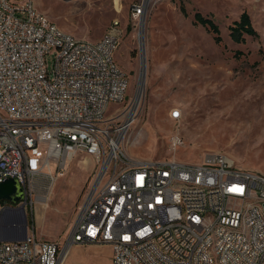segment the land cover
Instances as JSON below:
<instances>
[{"label": "built area", "instance_id": "built-area-1", "mask_svg": "<svg viewBox=\"0 0 264 264\" xmlns=\"http://www.w3.org/2000/svg\"><path fill=\"white\" fill-rule=\"evenodd\" d=\"M142 11L133 6L132 18ZM118 26L97 41L76 39L33 0H0V184L16 180L25 205L54 180L51 166L59 176L77 153L100 164L64 245L34 235L0 241V264H59L71 245H107L112 264H264L263 177L223 155L198 165L129 163L123 155L134 107L114 59ZM111 106L121 108L108 120ZM181 146L170 137L172 152ZM9 207L0 202V226Z\"/></svg>", "mask_w": 264, "mask_h": 264}, {"label": "rangeland", "instance_id": "rangeland-1", "mask_svg": "<svg viewBox=\"0 0 264 264\" xmlns=\"http://www.w3.org/2000/svg\"><path fill=\"white\" fill-rule=\"evenodd\" d=\"M118 2L119 9L116 7ZM64 34L96 41L119 23L114 54L127 75V100L134 107L120 141L129 163L175 160L198 165L210 155H223L237 170L264 178V0H33ZM180 4L186 11L181 13ZM143 11L132 18V7ZM198 12L218 26L216 45L203 27L192 24ZM247 14L257 37L234 44L228 27ZM51 67L52 59H47ZM118 108L111 106L107 119ZM178 109L179 120L170 113ZM122 111V109H120ZM127 114L120 117L124 121ZM178 135L183 146L169 149ZM33 191L25 208L27 234L66 243L100 172V164L83 153L67 160L65 169ZM5 214L2 229L16 237L19 217ZM11 224V228L7 225ZM63 259V257H62ZM60 264H112L107 245H71Z\"/></svg>", "mask_w": 264, "mask_h": 264}, {"label": "trees", "instance_id": "trees-1", "mask_svg": "<svg viewBox=\"0 0 264 264\" xmlns=\"http://www.w3.org/2000/svg\"><path fill=\"white\" fill-rule=\"evenodd\" d=\"M180 10L181 13L186 16V11L183 7V4H180ZM192 24L194 26L203 27L209 34H211L216 45L221 43L222 39L219 28L210 17H205L202 14L196 12L193 15ZM228 30L229 38L234 44H243L245 42V36L257 37V32L253 28L249 16L245 13L241 15L238 21L233 22V24L228 27Z\"/></svg>", "mask_w": 264, "mask_h": 264}, {"label": "water", "instance_id": "water-1", "mask_svg": "<svg viewBox=\"0 0 264 264\" xmlns=\"http://www.w3.org/2000/svg\"><path fill=\"white\" fill-rule=\"evenodd\" d=\"M63 1H71V0H63ZM25 201L24 190L17 183L16 180H7L6 182L0 184V202H5L10 204L7 209L3 211L1 214V227H3L2 218L5 214L8 213H16L19 217L20 229H24L18 236L10 237L6 234L0 233V241L7 240H16V241H24L27 238V218L25 213V208L23 206ZM20 203L22 205L17 207ZM16 208V209H15Z\"/></svg>", "mask_w": 264, "mask_h": 264}, {"label": "bare ground", "instance_id": "bare-ground-1", "mask_svg": "<svg viewBox=\"0 0 264 264\" xmlns=\"http://www.w3.org/2000/svg\"><path fill=\"white\" fill-rule=\"evenodd\" d=\"M116 7H117V9H119L118 2H116ZM13 216H14V215H11V217H13ZM3 219H6V218L3 217V218H2V222H3ZM11 226H12L11 224L7 225V227H9V230H10ZM0 233H1V234H5V233H8V232H7V229H2V227L0 226ZM62 257H63V259H62ZM62 257H61V259H62V262H63V260L65 259V254H63ZM61 259H60V261H59V264H60V262H61Z\"/></svg>", "mask_w": 264, "mask_h": 264}, {"label": "crops", "instance_id": "crops-1", "mask_svg": "<svg viewBox=\"0 0 264 264\" xmlns=\"http://www.w3.org/2000/svg\"><path fill=\"white\" fill-rule=\"evenodd\" d=\"M97 41V40H96ZM27 236H29L28 234H27ZM12 241H16V240H7V242H12Z\"/></svg>", "mask_w": 264, "mask_h": 264}]
</instances>
